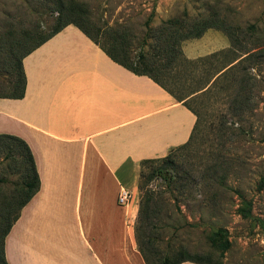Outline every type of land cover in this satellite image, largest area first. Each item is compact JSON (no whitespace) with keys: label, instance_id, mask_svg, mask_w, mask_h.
Returning a JSON list of instances; mask_svg holds the SVG:
<instances>
[{"label":"crops","instance_id":"1","mask_svg":"<svg viewBox=\"0 0 264 264\" xmlns=\"http://www.w3.org/2000/svg\"><path fill=\"white\" fill-rule=\"evenodd\" d=\"M23 68L24 96L0 97V133L28 144L39 188L5 237L8 264H147L135 202L118 197L138 191L142 160L189 140L196 114L74 24Z\"/></svg>","mask_w":264,"mask_h":264},{"label":"rangeland","instance_id":"2","mask_svg":"<svg viewBox=\"0 0 264 264\" xmlns=\"http://www.w3.org/2000/svg\"><path fill=\"white\" fill-rule=\"evenodd\" d=\"M57 1L0 0V94L13 88L22 54L52 30ZM73 1L101 29L128 33L134 48L148 26L159 27L183 11L191 19L211 18L229 28L230 33L208 28L201 37L184 40L182 49L189 58L233 49L242 81L220 79L206 93L189 97L200 119L194 138L176 152L166 177L153 175L148 181L159 164L141 166L146 184L129 199L136 205L138 246L151 261L168 248L183 247L211 252L223 264H264V0ZM108 38L103 34L101 41ZM9 154L0 150V247L27 166L22 148ZM218 228L230 242L221 257L208 239ZM148 238L157 254L147 250Z\"/></svg>","mask_w":264,"mask_h":264},{"label":"trees","instance_id":"3","mask_svg":"<svg viewBox=\"0 0 264 264\" xmlns=\"http://www.w3.org/2000/svg\"><path fill=\"white\" fill-rule=\"evenodd\" d=\"M55 9L58 11V14L54 20L52 30L42 36L38 42L22 54L18 63L19 73L17 74L13 88L7 94H0V97L22 98L26 89L23 58L44 41L61 31L65 26L74 24L98 44L113 60L136 74L151 77L170 92L174 98L178 101H183L196 114V124L186 143L172 147L164 157L148 158L142 160L140 163L141 166L146 163L159 164L151 170L148 181L152 179L153 175L166 177L167 167L174 164V155L191 142L200 122L199 112L188 103L189 97L206 93L220 79L226 80V83L230 78H232L231 82L242 81V78L238 79L240 60L233 63L238 57L233 49H222L197 58H189L182 49V42L190 38L201 37L211 27H216L230 33L229 28L222 22L210 20L211 18L191 19L188 17L187 11H183L182 17L169 18L159 27L152 28L148 26L141 38L140 44L134 48V41L131 40L128 33L112 26L101 29L93 22L83 6L73 0H59ZM103 34L109 35L105 43L101 41ZM239 85L242 87V84ZM6 141L12 142V144L10 145ZM21 148L23 149L24 159L27 162V166L25 165L26 167L23 170L24 188L18 191L19 197H14L17 202L15 214L1 235L0 264H8L4 251L6 235L19 217L21 208L32 198L39 188V177L34 157L28 144L16 135L0 133V150H6L9 154L19 149L21 151ZM143 177L144 175L141 170L140 189H143L146 184L141 181ZM225 234L226 232L222 228L212 230L208 234L211 246L216 251H220V257L223 256L230 246L229 240L224 237ZM147 244V250H152L153 254H157V250L153 248L150 238L147 239ZM138 247L147 264H181L185 261L196 264H223L221 259L211 252H191L183 247L175 250L168 248L163 254H157L156 260L151 261L146 249L140 245Z\"/></svg>","mask_w":264,"mask_h":264},{"label":"built area","instance_id":"4","mask_svg":"<svg viewBox=\"0 0 264 264\" xmlns=\"http://www.w3.org/2000/svg\"><path fill=\"white\" fill-rule=\"evenodd\" d=\"M130 197V194L127 191L122 192L119 197H118V201L122 204H125L128 202V199Z\"/></svg>","mask_w":264,"mask_h":264},{"label":"bare ground","instance_id":"5","mask_svg":"<svg viewBox=\"0 0 264 264\" xmlns=\"http://www.w3.org/2000/svg\"><path fill=\"white\" fill-rule=\"evenodd\" d=\"M16 240V239H15Z\"/></svg>","mask_w":264,"mask_h":264}]
</instances>
